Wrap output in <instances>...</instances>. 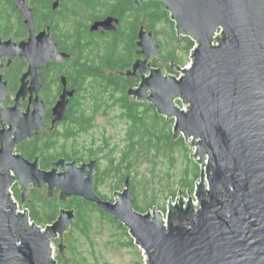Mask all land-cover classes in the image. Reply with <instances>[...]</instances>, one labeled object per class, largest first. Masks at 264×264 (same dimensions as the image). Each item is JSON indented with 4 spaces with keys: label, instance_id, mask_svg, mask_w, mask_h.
Wrapping results in <instances>:
<instances>
[{
    "label": "water",
    "instance_id": "water-1",
    "mask_svg": "<svg viewBox=\"0 0 264 264\" xmlns=\"http://www.w3.org/2000/svg\"><path fill=\"white\" fill-rule=\"evenodd\" d=\"M145 1L150 0L136 3ZM156 1L170 12L179 38L195 42L192 63L173 67L179 77L166 74L161 59L151 68L161 47L151 32L141 31L137 54L145 60L138 59L132 70L140 71L143 80L127 94L151 103L158 115L174 121L173 138L183 137L191 158L202 167L198 203L191 190L185 201L182 185L165 221L157 208L147 213L135 209L129 176L114 202L102 200L95 193V160L81 166L60 160L61 172L41 171L38 162L30 164L21 156L9 162L15 143L32 136L28 132L0 152V264H58L54 241L65 257V235L76 220L75 210L62 208L53 224L30 225L29 212L19 213L12 200L16 178L11 169L20 181L23 203L31 184L47 189L52 197L60 190L61 202L80 197L95 203L128 228L145 251L147 264H264V0ZM19 8L33 30L26 3ZM117 24V19L108 18L93 28L104 32L117 29ZM56 49L45 33L20 45L0 39V55L26 57L35 69L53 56L58 61L68 57ZM5 95L2 84L0 101ZM66 98L64 93L55 108L58 120L66 118ZM177 99L189 106L187 112L176 105Z\"/></svg>",
    "mask_w": 264,
    "mask_h": 264
},
{
    "label": "flooded vegetation",
    "instance_id": "flooded-vegetation-1",
    "mask_svg": "<svg viewBox=\"0 0 264 264\" xmlns=\"http://www.w3.org/2000/svg\"><path fill=\"white\" fill-rule=\"evenodd\" d=\"M23 3H26L32 13L33 30L19 8ZM163 7L166 9L164 3L156 0L145 1L141 5H138L136 0H0L2 42L20 45L29 43L32 36L38 37L45 33L57 46L56 53L68 56L62 61L53 56L48 64H42L35 69L26 57L12 59L9 55H0V87L2 84L6 85V95L0 101V152L12 144L17 136L32 132L31 137L15 143L8 161L13 162L14 156H21L30 164L38 162L41 171L57 169L61 172L57 166L60 160L67 164L77 162L78 166L95 160V193L102 200L114 202V199L103 196L98 191L99 159L58 156L53 147L57 141L55 138L67 136L72 133L74 127L81 128L80 120L75 118L74 114L81 106L82 98H86L83 97V92L89 93L88 90L98 85L108 90L117 89L118 96L122 95L120 90L125 91V103L118 101L116 105H119L122 111L121 118L129 122L130 103L136 105L139 111L143 107H153L152 110L156 111L151 103L139 102L129 97L127 91L137 89L143 80L140 71L132 70L138 59L145 60L143 55L137 54L140 48L136 43L140 39L141 31L151 32L155 42L161 47L159 58H153L150 62L151 68L158 67V60L161 59L166 71L175 72L173 67L177 65L174 61L170 62L171 66L167 68V60L163 58V46L157 38L156 26L161 21ZM108 18L118 20L117 29L99 32L93 28L96 23ZM176 35L178 36L177 32ZM99 39L127 41L123 52L126 66L124 65L123 69H114V52H105L101 62L90 61L97 57L96 48L100 49L97 43ZM64 93L67 95L66 118L58 120L60 115L55 113V108ZM40 112L42 114L39 120ZM39 126L40 130H37ZM14 171L10 170V175L16 178L11 189L29 215L32 214L33 208H36V197L42 195L61 203L58 216L64 208L75 210L77 217L76 207L67 205L72 204L70 202L77 197H70L66 202H61V191L57 189L52 197L47 189H38L31 184L27 200L23 203L21 184ZM97 208L99 209L98 206Z\"/></svg>",
    "mask_w": 264,
    "mask_h": 264
},
{
    "label": "rangeland",
    "instance_id": "rangeland-1",
    "mask_svg": "<svg viewBox=\"0 0 264 264\" xmlns=\"http://www.w3.org/2000/svg\"><path fill=\"white\" fill-rule=\"evenodd\" d=\"M165 19L162 16L156 29L167 68H170L172 61L180 66L178 62L181 59V64L187 60L184 67H189L192 62L191 53L186 55L182 36L175 39L171 34V26L167 23V20L171 21V15L166 9ZM125 27L126 25L123 26ZM115 41L99 39L97 57L90 61L101 62L109 52L125 58L123 52L126 44L123 43L115 50ZM166 74L181 76L180 72L166 71ZM88 92H83V97L86 98H82L81 106L74 114L80 120L81 128L74 127L67 136L56 137L54 152L58 156H76L86 160L98 158V191L112 200H115L116 193L123 191L125 180L129 176L135 202L145 213L157 208L166 217L170 203H177L182 185L185 201L190 200L191 190L192 200L197 204L196 189L202 167L191 158L189 145L183 137L178 140L183 139L184 146H170L171 143H176L173 139L174 121L168 122L160 115L156 118L153 111L151 114V108L143 107L140 114L146 122L142 126H135L121 118L122 111L116 104L122 95L118 96L116 90L104 89L98 85ZM144 128L155 131L157 136L162 137V142L156 146L157 139L151 141L145 135ZM169 133L172 134V141H165ZM123 157L133 162L131 171H124V179L122 174L115 172L116 165L121 163ZM113 159L116 162L114 164ZM123 227L105 218L98 209L86 207L77 226L65 235L66 254L72 257L75 264H147L145 251L136 243L128 228ZM58 243L54 241L55 255Z\"/></svg>",
    "mask_w": 264,
    "mask_h": 264
},
{
    "label": "trees",
    "instance_id": "trees-1",
    "mask_svg": "<svg viewBox=\"0 0 264 264\" xmlns=\"http://www.w3.org/2000/svg\"><path fill=\"white\" fill-rule=\"evenodd\" d=\"M162 13H163L162 14L163 19L166 20L165 19V8L164 7L162 8ZM167 23L171 26V28H170L171 34L173 33L174 38L176 39L177 35H176L175 29H174V26H173L174 23L172 21H168V20H167ZM181 38L184 41V46H185V49H186V55L189 56L191 51H192V49H193V47L195 46V42L193 40H191L190 38H188V37H181ZM114 43H115V48L114 49L116 50V49L119 48V46L123 45V43L127 44V41L125 42V41H121V40H119V41L116 40ZM182 44H183V42H182ZM113 55H114V58H113L114 59V69H123L124 65L126 66L125 62L123 61L124 57H122V58L118 57L115 52L113 53ZM181 62H182V59L180 60V62H178V63H180V66H185L187 60L184 63H182V64H181ZM120 91H121V94H122V97H121L120 101H121V103L124 104L125 101L123 99V96H124V92L125 91H123V90H120ZM128 107L130 108V113L129 114H130L131 122L134 123L135 126H139V125L142 126L143 123L146 122V119L141 117V114H140V111L138 110V107L136 105H134L133 103L128 104ZM152 109H153V107H152ZM152 109L150 111L151 114H152V111H153V114L155 115L156 118L160 117L157 114V112L155 110H152ZM144 129H146L145 132H144L145 135H147V137L151 141L154 140V139H157L158 142H156V146H157V144H159V142H162V137L157 136L155 131H151L149 128H144ZM167 140H171L172 141V134L166 136L165 141H167ZM174 141L176 143H171L170 146L177 147V146H181V145L184 146V144H185L184 143L185 141L183 139H179V140L178 139L177 140L174 139ZM114 163H116V162L113 159L112 160V164H114ZM132 165H133V162H130L129 160H126V157H123L122 160H121V163L116 165L115 172H116V174H122L123 175V179H124L125 178V175L123 174L124 171L126 169L131 171V166ZM195 176L198 177V174L195 173ZM36 198H37L36 208H33L32 214H30V218L35 224L45 228L46 226H48L50 224H53L57 220L58 213H59L58 211H59V208L61 207V203L58 200L47 199L46 197H44L42 195H38ZM133 198H134V196H133ZM67 205H68V207L74 206V207H76V210H77V217H76L75 223L72 226V228L74 226H77L78 222L82 219L83 209H85L86 207H94V208L98 209L96 204L89 203V202H87L84 199H81L79 197H77V198H75L73 200V204H67ZM134 207H135V209L137 211H139L141 213H145L136 204L135 199H134ZM98 211L101 212L105 216V218L109 219L110 221H112L114 223H117L121 228H124L123 225L120 222L115 221L112 216L106 214L101 209H98ZM55 242H58V241H55ZM55 259H56L58 264H75L73 259H72V257H70L67 254L65 255V257H63V255L60 254L58 251H57V253L55 255Z\"/></svg>",
    "mask_w": 264,
    "mask_h": 264
},
{
    "label": "built area",
    "instance_id": "built-area-1",
    "mask_svg": "<svg viewBox=\"0 0 264 264\" xmlns=\"http://www.w3.org/2000/svg\"><path fill=\"white\" fill-rule=\"evenodd\" d=\"M220 33H218L217 34V36L219 35ZM217 36H215V37H217ZM215 45H218V42H216L215 43ZM193 50H194V48H193ZM192 50V51H193ZM192 51H191V54H192ZM192 63V62H191ZM191 65V64H190ZM189 65V66H190ZM176 105L177 106H179L180 107V105L182 106V107H180L182 110H184L185 112H187L188 111V105H186V104H184L183 103V101L181 100V99H177L176 100ZM10 194H11V197H12V200L15 202V203H17V211L19 212V213H24L26 210L19 204V202H18V200L16 199V197L14 196V192H13V190L12 189H10ZM164 219H165V221H167L166 220V217H164ZM32 223H34L31 219H30V225H32ZM43 228V227H42Z\"/></svg>",
    "mask_w": 264,
    "mask_h": 264
}]
</instances>
